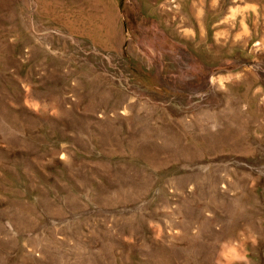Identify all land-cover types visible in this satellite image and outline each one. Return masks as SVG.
Returning <instances> with one entry per match:
<instances>
[{"label": "rangeland", "instance_id": "1", "mask_svg": "<svg viewBox=\"0 0 264 264\" xmlns=\"http://www.w3.org/2000/svg\"><path fill=\"white\" fill-rule=\"evenodd\" d=\"M0 264H264V0H0Z\"/></svg>", "mask_w": 264, "mask_h": 264}, {"label": "bare ground", "instance_id": "2", "mask_svg": "<svg viewBox=\"0 0 264 264\" xmlns=\"http://www.w3.org/2000/svg\"><path fill=\"white\" fill-rule=\"evenodd\" d=\"M187 1V0H186ZM186 3V2H185ZM188 3V2H187ZM187 10V9H186ZM188 11V10H187ZM189 15H190V13H189ZM189 15H187V16H189Z\"/></svg>", "mask_w": 264, "mask_h": 264}]
</instances>
